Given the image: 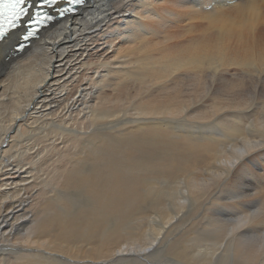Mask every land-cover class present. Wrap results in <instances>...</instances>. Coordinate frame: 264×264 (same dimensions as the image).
I'll return each instance as SVG.
<instances>
[{"label": "bare ground", "instance_id": "1", "mask_svg": "<svg viewBox=\"0 0 264 264\" xmlns=\"http://www.w3.org/2000/svg\"><path fill=\"white\" fill-rule=\"evenodd\" d=\"M20 32L0 45V236L28 231L22 264H105L152 212L216 217L200 263L264 264V0H90L16 55Z\"/></svg>", "mask_w": 264, "mask_h": 264}, {"label": "rangeland", "instance_id": "2", "mask_svg": "<svg viewBox=\"0 0 264 264\" xmlns=\"http://www.w3.org/2000/svg\"><path fill=\"white\" fill-rule=\"evenodd\" d=\"M210 74H211V72L208 71L207 75L209 76ZM246 126H248V125H246ZM201 172L205 173L206 171L201 169ZM155 213L156 212H152L150 214V217H146V219H145V217H143V218H137V220L139 219L138 221L137 220L134 221L133 219L128 220L127 226H124V228L131 230L132 228L135 227L134 230L133 229L131 230L132 232L136 231V233L134 232L135 240H131L130 239L131 236L124 233V236L115 244L116 246L115 245L113 246V248L114 247L115 248L114 249L112 248L108 254H103L104 260L110 259V261L112 260L113 262H115L113 264H196V263L197 264H205L206 262L200 263V261H197L196 258H194V256L197 255L199 257L200 253L202 252L200 257L201 256L204 257L203 256V255H205L204 252H206V250H207V252L210 251V249H208L209 247L206 248V243H207L206 237H208L210 234V232L208 231L207 223L210 220V218L214 219L216 217H196V218L195 217H171L172 219L170 218L169 223L166 225V221H167L166 217H155L156 216ZM104 217H118V212L112 208L107 207V206H102V217H94L93 221H94V223L100 222V219H102ZM140 219H141V221H140ZM171 220H173V221H171ZM186 220H187V222H186ZM129 221H131V222L129 223ZM204 221H206V222H204ZM116 223H117V218H113L112 221L109 222L108 226L112 227V225H113V227H115ZM187 223H190V224H187ZM23 224H25V221H23V220H20L17 223L18 227L22 226ZM165 225H166V227H165ZM129 226H130V228H129ZM202 226H204V227H202ZM20 228H21V232H19V233H21V234H16V232H14L13 234H10V235L6 234L4 237L0 236L1 237L0 240L2 241V242L0 241V246H1L0 247V264H7V263L15 264V262L17 260L18 261L16 262V264H22V263L26 262L27 258L29 259L31 256L33 259H35V256H36L35 251L36 250L35 249H28V251H27L26 247L32 246V245H28L26 242L24 243V241L22 239V234H26L28 231H26V229L22 230V227H20ZM205 228H207V229H205ZM173 230H175V231H173ZM24 231H25V233H24ZM194 233H195V235H194ZM136 238L138 240H136ZM186 240H187V242H186ZM194 240H196V241H194ZM10 242H13V243H10ZM5 244H8V245H5ZM12 244H13V246H12ZM181 244L183 245V247ZM173 245L177 251L173 248ZM117 246H119V247H117ZM179 247H180V249H183V250L178 249ZM197 247H198V250L196 249ZM187 249H190V252L191 253L193 252V253L191 254L189 252V250H187ZM199 249H201V251ZM11 250H13L15 252H13ZM79 250L87 252L86 246L84 244L81 245ZM50 251H52L51 253H53V254L46 253L47 255H50L48 257L46 256V254H41V255L42 256L44 255L43 257L55 259L58 257L57 255H55V253L59 252V254L61 256V255H63V252H66L68 250H62V251L58 250L57 251L55 249H50ZM54 251H56V252H54ZM198 251H200V253ZM41 252H43V251H41ZM179 252H180V254H178ZM8 253H10V254H8ZM197 253H199V254H197ZM82 254H86V253H82ZM9 256H11V257H9ZM180 257L183 259H180ZM185 257L188 260L190 259L191 261L186 260ZM69 258L63 260V262L66 264H96L94 262L87 261L88 256H86V259H82V258L78 259V257H76L74 259L73 258L69 259ZM62 259H64V258H62ZM35 260H37V259H35ZM92 260L100 261L98 258L92 259ZM172 260H174V261H172ZM109 262H107L105 264H109Z\"/></svg>", "mask_w": 264, "mask_h": 264}, {"label": "snow or ice", "instance_id": "3", "mask_svg": "<svg viewBox=\"0 0 264 264\" xmlns=\"http://www.w3.org/2000/svg\"><path fill=\"white\" fill-rule=\"evenodd\" d=\"M85 0H68L73 6L82 5ZM59 0H0V43H3L15 29L20 26L21 21L28 17L27 32L21 39L29 41L35 37L41 25H46L53 18L44 9L53 8ZM31 10V12H30ZM60 14L74 11V7L60 9ZM25 44L18 43L15 50H23Z\"/></svg>", "mask_w": 264, "mask_h": 264}]
</instances>
